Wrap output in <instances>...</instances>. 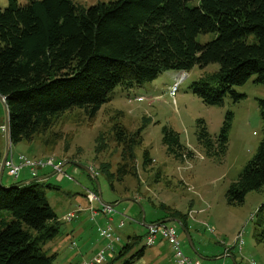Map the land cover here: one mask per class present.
Instances as JSON below:
<instances>
[{"label":"trees","instance_id":"obj_1","mask_svg":"<svg viewBox=\"0 0 264 264\" xmlns=\"http://www.w3.org/2000/svg\"><path fill=\"white\" fill-rule=\"evenodd\" d=\"M189 1L110 0L84 7L73 0H7L0 7V94L6 97L11 144L33 141L73 108L94 118L115 87L152 81L164 71L218 64L215 72L191 84L209 105L223 104L226 96L233 102L244 98L234 87L252 76L264 85V0H199L196 6ZM204 33L216 36L201 44L197 35ZM257 104L263 135L225 192L229 205L241 204L248 192L264 187V99ZM231 119L227 112L215 136L198 121L197 139L207 154L226 151ZM114 131L123 148L115 172L104 175L112 190L113 179L122 182L136 173L132 147L138 144L137 133L126 134L120 125ZM163 133L176 157L193 155L177 132L164 127ZM2 155L0 149V162ZM150 162L145 151L143 167ZM30 177L22 185H0V264H53L54 254L42 247L60 233L61 221L41 182ZM158 208L152 223L164 219L167 207ZM165 214L187 228L185 214ZM254 236L264 244V228ZM142 238L128 235L103 264H134L146 249Z\"/></svg>","mask_w":264,"mask_h":264},{"label":"rangeland","instance_id":"obj_2","mask_svg":"<svg viewBox=\"0 0 264 264\" xmlns=\"http://www.w3.org/2000/svg\"><path fill=\"white\" fill-rule=\"evenodd\" d=\"M26 1L18 0L19 3ZM73 1L88 7L110 0ZM198 2L190 0L189 5L196 6ZM6 4L7 0H0V7ZM215 36V33L198 34L197 41L203 44ZM217 69L216 63L203 69L195 65L184 72L174 95L170 94V89L181 71H164L152 81L133 86L119 85L94 118L90 119L83 108H73L56 117L53 125L35 136L33 141L12 145L15 159L23 153L31 159L67 161L62 166L63 173H52L51 170L48 172L52 173L51 176L39 179L46 199L61 221L60 233L42 247L48 255L54 254L53 264L89 262L94 255H87V250L103 241L98 235V227L109 220L101 213L93 220L89 218V210L85 220L77 218L69 222L65 219L68 212L88 205L84 196L87 190L98 194L99 199L92 204L94 208L100 209L102 202L114 205V212L109 215L112 217L110 223L122 242L135 233L143 235L141 244L146 245L147 225L160 215L158 207H167L164 214L167 211L185 214L193 246L185 235L184 226L175 221L171 223L177 228L182 248L196 255L203 264H248L252 260L256 264H264V244L257 242L254 236L256 231L264 228V187L248 192L241 204L229 205L225 199L228 186L253 157L261 141L262 120L257 100L264 99V85L256 83L252 76L245 84L234 87L244 94L241 100L233 102L226 96L221 105L206 104L192 91L191 84L203 74ZM227 112L232 113L227 149L223 155L207 154L197 139L198 121L203 120L208 133L215 136ZM3 115L0 101V124L4 122ZM114 125L122 126L126 134L137 133L138 144L132 147L136 173L125 176L122 182L113 179L115 189L112 190L104 175L115 172L123 148L116 138ZM164 127L177 132L180 143L193 155L181 160L171 153L163 141ZM4 147V125H0V149L4 150ZM145 151L151 162L143 167ZM73 162L89 167L96 179ZM27 171V168L22 169L19 179ZM16 180L3 172L2 185L21 182ZM121 220L124 225L117 228ZM72 228L83 229V234L76 239L77 243L74 242L76 247L70 244ZM241 230L244 245L239 253L233 243ZM84 243L87 247L78 254V247ZM161 246L159 249L166 261L160 264H174L167 245L160 238L153 245H146V260L149 264H159L154 258L155 251ZM227 251H232V255L225 253Z\"/></svg>","mask_w":264,"mask_h":264},{"label":"built area","instance_id":"obj_3","mask_svg":"<svg viewBox=\"0 0 264 264\" xmlns=\"http://www.w3.org/2000/svg\"><path fill=\"white\" fill-rule=\"evenodd\" d=\"M184 75V72L179 74L174 86L170 89L171 95L175 94L177 82L181 80ZM62 164V161H55L53 158L31 159L23 153H19L15 159L14 154L10 150V153L5 161L4 171H6L9 176L15 178L20 175L21 170L24 168L28 169L31 176H35L37 170L43 168H50L55 172L63 173ZM85 199L88 204L85 208L90 211L89 218L91 220L94 219L95 215L101 213L104 217H107L109 221H106L104 225L98 227V235L104 241H102V246L97 250L91 260L89 262H84V264H103L106 259L111 256V253L114 252L116 246L121 242V238L114 232L113 226L110 223L112 217L109 215L114 212V205L102 202L100 209L94 208L92 204L97 201L99 197L96 192L90 190L85 192ZM77 211L68 212L65 215V219L67 221H71L73 218L77 217ZM123 225L124 221L121 220L118 222L117 228H121ZM210 230L212 229L210 228ZM158 238L165 239L169 244L175 264H203L199 258L191 257L184 252L181 241L178 237L177 228L173 223L155 222L147 225V232L145 236L146 245H153ZM72 244L73 246H76L74 242ZM243 245V230H241L234 239L233 247H236L239 253H241ZM248 264H256V262L252 260Z\"/></svg>","mask_w":264,"mask_h":264},{"label":"crops","instance_id":"obj_4","mask_svg":"<svg viewBox=\"0 0 264 264\" xmlns=\"http://www.w3.org/2000/svg\"><path fill=\"white\" fill-rule=\"evenodd\" d=\"M181 73V72H180ZM67 161H62V163L63 164H65ZM52 169H50V168H43V169H38L37 170V172L36 173H38V176H36L37 178V180H39V179H41V178H48L49 176H51L52 175V173H54L55 171L53 170L52 171V173H48L49 171H51ZM29 173V171H27V172H25L24 173V176H23V178L22 179H19V176L17 177V180L16 181H19V180H21V182L22 183H26V182H28V181H30V179L31 178H29L31 175H29L28 174ZM47 173V174H46ZM9 176V175H8ZM62 175L60 174V177H61ZM12 177V176H11ZM19 183V182H18ZM85 196V195H84ZM83 211V212H82ZM87 209L85 208V207H83V208H80L78 211H77V217H75V218H73V219H77L78 218V220H80V221H82L83 219L85 220L86 219V214H87ZM189 211V210H188ZM103 216V215H102ZM85 217V218H84ZM104 217V216H103ZM105 218V217H104ZM170 218H172V217H168L167 216V214H164V219H170ZM73 219L71 220V221H73ZM71 221H69V222H71ZM154 221V220H153ZM171 222V221H170ZM174 224V223H173ZM188 231L190 232V230H189V228H188ZM70 233H71V236L73 237L72 239L70 238V244H71V247H72V243L73 242H75V243H77L76 241V239H77V237H80L82 234H83V229H81V230H79L78 228L77 229H74V228H72V229H70ZM67 234V233H66ZM135 233H133V235H134ZM69 238V236H67V239ZM127 240V239H126ZM160 240H161V242H164L166 245H167V247H168V249H169V254L171 255V260L173 261V263L175 264V262H174V259H173V255H172V250H171V248H170V246H169V244L167 243V241L165 240V239H163V238H160ZM104 242V241H103ZM122 242V241H121ZM120 242V243H121ZM163 244V243H162ZM182 244V243H181ZM102 246V242L101 243H95L90 249H88L87 250V252L86 253H88L87 255H89V254H92V256L97 252V250L100 248ZM192 246H193V244H192ZM73 247H76V246H73ZM87 247V243H84L83 245H81L80 247H78V254H81V252L82 251H84L85 250V248ZM163 246H161V247H158L157 248V250L155 251L156 252V256H155V258H154V261L156 262L157 261V263H162L163 261L165 262L166 261V259H165V255H164V253H163V251H161L160 249L162 248ZM116 248H117V246H116ZM160 248V249H159ZM184 250V249H183ZM91 251V252H90ZM184 252H186L185 250H184ZM225 253H227V254H230V255H232V251H227V252H225ZM146 254H147V248L145 249V251H144V255L140 258V259H138L134 264H149V262L146 260V258H145V256H146ZM186 254L187 255H189V256H191V257H197L196 255L195 256H193L192 254H189V253H187L186 252ZM91 256V257H92ZM198 258V257H197ZM161 259V260H160ZM84 260V259H83ZM91 260V259H90ZM82 264H84V262L82 263ZM236 264H238V263H236Z\"/></svg>","mask_w":264,"mask_h":264},{"label":"water","instance_id":"obj_5","mask_svg":"<svg viewBox=\"0 0 264 264\" xmlns=\"http://www.w3.org/2000/svg\"><path fill=\"white\" fill-rule=\"evenodd\" d=\"M0 101L3 104V108H4V139H5V147L3 150V155L1 158V162H0V185L2 184V177H3V172H4V168H5V161L10 153L12 144H11V135H10V118H9V111H8V107L6 104V97L3 96L2 94H0ZM76 166L84 169L86 172H88L89 174H91L95 179V174L91 171V169L87 166H84L80 163L77 162H73ZM64 164H62L63 166ZM37 178V177H36ZM32 179H30L31 181ZM28 181V182H30ZM26 182V183H28ZM24 183L19 182L18 185H22ZM98 185V184H97ZM98 189H99V185H98ZM168 221H175L177 223H179L181 225V222L178 218L172 217L170 219H163L160 221V223H164V222H168ZM183 227V226H182ZM183 230L185 231V235L187 236L188 241L190 242V245L192 246L191 240H190V236L188 231L183 227Z\"/></svg>","mask_w":264,"mask_h":264}]
</instances>
